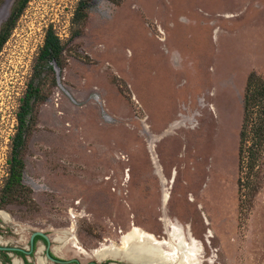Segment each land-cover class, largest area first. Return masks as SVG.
Masks as SVG:
<instances>
[{"label":"rangeland","instance_id":"1","mask_svg":"<svg viewBox=\"0 0 264 264\" xmlns=\"http://www.w3.org/2000/svg\"><path fill=\"white\" fill-rule=\"evenodd\" d=\"M16 1L0 0V29ZM80 1L30 0L0 52L1 195L50 28L65 48L23 150L31 193L0 209V241L43 231L86 264L137 227L191 236L197 264H264V146L253 161L250 129L241 142L248 78L264 75V0H92L79 26Z\"/></svg>","mask_w":264,"mask_h":264},{"label":"trees","instance_id":"2","mask_svg":"<svg viewBox=\"0 0 264 264\" xmlns=\"http://www.w3.org/2000/svg\"><path fill=\"white\" fill-rule=\"evenodd\" d=\"M30 0H17L11 10L9 19L0 29V52L8 41L12 30L24 12ZM92 0H81L73 19L74 25H81L88 17V9ZM80 31L75 30L72 37L80 36ZM64 44L61 38L55 33L53 28L46 32L44 46L40 50L34 66L33 79L28 84L27 92L22 100L20 111L17 115L18 129L13 139L12 154L10 158L9 176L1 190L0 209L13 205L19 198L27 197L31 190L24 185L23 174L25 161L22 157L27 138L32 131V114L36 103L41 98L42 75L49 69L54 71L57 64L62 69V58ZM254 117V118H253ZM252 134L251 145L249 146V158L253 161L259 156V148L264 146V75L252 73L247 82L244 98V122L241 132L242 144L249 143L248 130ZM243 155V147L240 148V156ZM250 169H254V164H250Z\"/></svg>","mask_w":264,"mask_h":264},{"label":"bare ground","instance_id":"3","mask_svg":"<svg viewBox=\"0 0 264 264\" xmlns=\"http://www.w3.org/2000/svg\"><path fill=\"white\" fill-rule=\"evenodd\" d=\"M1 217L3 220L7 219V216L3 213H1ZM167 236L168 239L159 240L156 236L134 227L129 234L121 238L120 247L114 244L104 245L95 251L94 256L99 260H103L115 253H120L123 256L122 258L127 261H140V264L198 263L202 254L201 245L198 241L191 236H179L176 231L172 232L170 230H167ZM60 239L61 237L57 240ZM74 245L77 246V242H74ZM145 246L154 250L153 254L146 253L145 255L146 251L143 252Z\"/></svg>","mask_w":264,"mask_h":264},{"label":"flooded vegetation","instance_id":"4","mask_svg":"<svg viewBox=\"0 0 264 264\" xmlns=\"http://www.w3.org/2000/svg\"><path fill=\"white\" fill-rule=\"evenodd\" d=\"M11 14V13H10ZM10 17V16H9ZM9 19V18H8ZM1 219H3L0 215V238H3V226L1 225ZM72 228H69L71 230ZM35 232L44 233L50 242L47 239L36 236L34 238V243L32 245L31 239L32 235ZM30 234L29 238L24 240L23 244H4L0 241V264H84L81 260L76 257H64L59 256L55 252V243L59 241H64V239H54L48 233L43 231H35ZM69 234V232H66ZM66 244V242H64ZM65 246V245H63ZM49 249L50 255L56 260L52 261L47 257V251ZM93 253V251L91 252ZM88 255V253L86 254ZM95 260H89L86 264H129L124 262L121 259L115 257H108L106 260L104 259L102 262H99L97 258ZM132 264H140V261H134Z\"/></svg>","mask_w":264,"mask_h":264},{"label":"water","instance_id":"5","mask_svg":"<svg viewBox=\"0 0 264 264\" xmlns=\"http://www.w3.org/2000/svg\"><path fill=\"white\" fill-rule=\"evenodd\" d=\"M54 68H55V70L57 71V73L59 74V67L57 66V64L54 65ZM0 215H1V212H0ZM36 236H41V237L47 239L48 242H50L49 239H48V237H47L44 233H42V232H35V233L32 235V239H31L32 245H33V243H34V238H35ZM0 249H3V248H0ZM47 257H48L50 260H52V261H56V260L50 255V253H49V249H48V251H47ZM98 260H99V259H98ZM129 264H130V263H129Z\"/></svg>","mask_w":264,"mask_h":264}]
</instances>
